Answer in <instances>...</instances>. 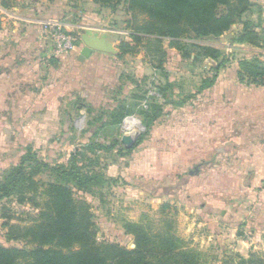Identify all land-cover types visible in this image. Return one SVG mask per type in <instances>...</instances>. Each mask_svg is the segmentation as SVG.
<instances>
[{"label":"rangeland","instance_id":"obj_1","mask_svg":"<svg viewBox=\"0 0 264 264\" xmlns=\"http://www.w3.org/2000/svg\"><path fill=\"white\" fill-rule=\"evenodd\" d=\"M36 1L40 3L42 0H4L7 6H3L0 0V10L12 12L16 7L19 12H32ZM42 8L54 14L53 20L60 23V27L63 24L69 26L68 30L61 29L55 31L51 37L47 36L51 43L58 36L70 38L71 50L67 55L77 65L84 61L78 63L75 60L81 49L76 43L81 41L82 31L90 33L91 30L86 28L91 25L98 26L102 32L97 33L111 42L116 53H100L107 62L97 59L93 66L82 65L79 68L80 76H74L75 82L71 89L64 90L63 83L58 85L59 81H56L53 90L57 92V96L54 102L56 101L59 110L56 109L54 129L38 132V138L42 142L40 145L34 147L30 138L22 140L29 130L23 131L24 134L19 133L20 127L15 123L12 110L3 114L0 112V117L7 118L0 132V176L18 164L26 149L35 150L44 163L49 167H56L67 166L70 155L76 150L79 151V146H94L98 143L103 147L95 146L92 152L85 151V158L78 161L77 165L84 171L102 174L104 182L92 194H75L76 197L86 200L90 206L92 230L98 243L134 250V236L127 232V226L134 225L143 226L150 238L173 235L179 239L175 240V246L199 255L202 264H241V259L246 260L253 255L263 256L264 228L253 226V220L248 221L249 227L239 228L244 243L229 237L228 231L226 239L231 238V242H223L226 239L208 242L205 231L210 230L203 232L198 223L193 230H189V220L195 218L180 215V206H176V210L168 204L170 208L162 209L167 204L161 198L163 187L172 181V177L167 175L175 171L179 162L177 151L180 147L176 144L179 110L186 108V112H191V100L201 86L214 77L216 65L201 56L202 52L199 51V46L212 44L213 39L189 37L182 39L178 46H169L166 40L161 43L151 40L135 44L130 38L132 30L127 24L131 17L126 14L122 3L105 7L92 0H46ZM245 18L256 22L257 7L252 8ZM46 24L49 21L41 22V26ZM122 43L129 44L130 53H120L119 47ZM219 52L230 64L256 53L228 49L227 46ZM120 54L122 56L119 57ZM159 60L165 67L158 68ZM220 60L221 58L217 61ZM102 73L107 74V78H103ZM85 76L86 79L89 76L92 83L90 81L87 84L84 81ZM96 79L98 83L95 87ZM46 85L48 84L44 82L40 90H48ZM63 92L65 94L62 95ZM144 98L149 102L144 103ZM3 104L0 99V111L7 110L11 102ZM146 104H159L162 107L161 116L148 131H145L135 115L124 117L119 125H113L109 118L110 113L120 106H135V110L139 111L146 108ZM53 117L44 115L40 118L50 120ZM127 119L136 121L140 126L134 136V144L130 147L121 143L122 136H131L134 132L125 130L124 123ZM141 137V142L137 144ZM114 141L119 142V146L112 147ZM35 179L45 183L52 182L53 172L49 168L44 169ZM231 181L238 184L235 188L242 189L246 184V179ZM38 211L39 209L29 204L20 205L13 199L0 202V245L30 249L31 246L25 241L6 239L7 228L2 225L6 221L1 215L6 214L10 224L25 228L32 224V218L37 216ZM254 213L249 219L255 218ZM244 232L250 233V238Z\"/></svg>","mask_w":264,"mask_h":264},{"label":"crops","instance_id":"obj_2","mask_svg":"<svg viewBox=\"0 0 264 264\" xmlns=\"http://www.w3.org/2000/svg\"><path fill=\"white\" fill-rule=\"evenodd\" d=\"M39 2H35L32 12H19L16 7L12 12L0 10V99L3 105L11 102L7 110L0 112L12 110L15 123L20 127L19 133L29 130L22 140L30 138L34 147L42 143L38 138L40 130L54 129L58 109L54 102L57 92L53 90L56 81H59L58 85L63 83L64 90L71 89L75 82L73 78L79 75L82 65L93 66L97 59L107 62L102 56L104 53L99 52H93L79 66L68 53L58 57L52 55L53 44L41 22L57 21L53 20L54 14L42 8L46 0ZM251 2L261 8V19L264 20V0ZM97 27L88 26L86 30L91 31L87 34L100 36L97 32L102 31ZM68 28L63 24V29ZM241 28V25H234L222 36L211 38L214 42L206 47L222 51L227 46L257 54L239 59L235 64L225 63L219 69L217 66L222 58H227L221 54L220 62L208 58L216 65L214 82L211 87L199 89L191 100V112H186V108L179 110L176 142L180 147L177 151L179 162L175 171L167 175L172 181L163 187L161 197L172 207L180 206V215L195 218L189 220V230L197 223L203 232L210 230L205 231L208 242L226 239L228 231L229 237L244 243L239 230L249 227V220L254 221L253 226L264 228V85L240 82L237 76L242 60L256 58L264 64V49L235 43L234 38ZM106 75L102 77L107 78ZM84 81L92 83L89 76L87 79L85 76ZM44 82L48 84L45 86L48 90H40ZM40 98L44 100L40 101ZM44 115L54 117L41 120ZM4 120L7 118L0 117V132ZM32 152L39 158L35 150ZM195 167L197 172L191 175ZM232 179H246L245 187L235 188L238 184H233ZM253 212L255 218L249 219ZM248 234L244 232L250 238ZM223 242H231V238Z\"/></svg>","mask_w":264,"mask_h":264},{"label":"trees","instance_id":"obj_3","mask_svg":"<svg viewBox=\"0 0 264 264\" xmlns=\"http://www.w3.org/2000/svg\"><path fill=\"white\" fill-rule=\"evenodd\" d=\"M3 6H7L1 0ZM105 7L123 4L131 18L127 22L132 30L130 38L135 44L142 41L178 46L182 39L218 38L241 25L234 42L247 43L264 49V26L261 8L251 0H92ZM257 7V21L245 18L251 9ZM120 53H130L129 44H120ZM201 56L218 60L220 52L210 47L199 46ZM179 50V49H178ZM119 55L122 56V55ZM227 63L222 58L217 69ZM163 65L159 60L158 68ZM240 82L254 86L264 85V64L256 58L239 62L237 73ZM215 78V77H214ZM204 83L200 90L211 87L214 82ZM146 103L149 102L147 99ZM139 101V100H136ZM135 106H120L113 110L109 118L113 125L129 115H135L148 131L162 114L159 104H146V108L136 111ZM119 110V111H117ZM142 140L138 139L137 144ZM136 144V145H137ZM119 142L114 141V147ZM100 144H84L70 155L67 166L49 167L34 152L27 150L13 166L0 176V202L13 199L20 205L29 204L39 209L32 224L20 228L9 223L6 214L2 224L7 228V240H22L30 249L5 247L0 245V264H202L199 255L175 246L178 238L173 235L150 238L143 226L128 225L127 232L134 236L135 249L127 250L112 244H100L95 240L92 214L86 200L75 194H92L104 182L102 174L84 171L77 165L85 158V151L92 152ZM121 148V146L119 147ZM78 158H80L78 160ZM48 168L53 172L52 182L36 180V175ZM106 181V180H105ZM170 208L168 204L163 210ZM164 212V211H163ZM169 225V224H168ZM169 228V227H167ZM179 241V239H178ZM241 264H264V255H253L241 259Z\"/></svg>","mask_w":264,"mask_h":264},{"label":"water","instance_id":"obj_4","mask_svg":"<svg viewBox=\"0 0 264 264\" xmlns=\"http://www.w3.org/2000/svg\"><path fill=\"white\" fill-rule=\"evenodd\" d=\"M76 46L80 47V52L78 56V61L83 62L85 59H88L93 52H99L104 54H115L116 51L111 44L110 41L107 39L100 37V36H93L87 34L85 31L81 33V41L76 43ZM135 137L133 136H122L121 143L126 146L130 147L134 144ZM197 172V167L194 168L190 174H195Z\"/></svg>","mask_w":264,"mask_h":264},{"label":"built area","instance_id":"obj_5","mask_svg":"<svg viewBox=\"0 0 264 264\" xmlns=\"http://www.w3.org/2000/svg\"><path fill=\"white\" fill-rule=\"evenodd\" d=\"M42 27L43 30L46 31V34L49 37H51L52 34L55 33V31H60L61 29H63V27H60V24L58 22H52V21H49V24L43 25ZM70 41H71L70 38L64 36L55 37L54 43L52 41L53 44L52 55L58 57L70 51L71 50ZM262 185L264 188V182H262Z\"/></svg>","mask_w":264,"mask_h":264},{"label":"bare ground","instance_id":"obj_6","mask_svg":"<svg viewBox=\"0 0 264 264\" xmlns=\"http://www.w3.org/2000/svg\"><path fill=\"white\" fill-rule=\"evenodd\" d=\"M125 130L128 132L129 130H133V135L131 136H135L137 131L140 129V126L138 125V123L134 120H131V119H127L125 121Z\"/></svg>","mask_w":264,"mask_h":264}]
</instances>
